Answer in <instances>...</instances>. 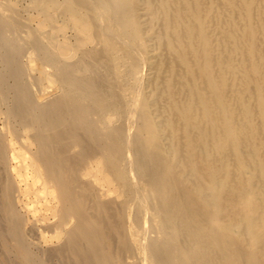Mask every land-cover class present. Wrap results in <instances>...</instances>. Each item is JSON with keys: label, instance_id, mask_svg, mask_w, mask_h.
Wrapping results in <instances>:
<instances>
[{"label": "bare ground", "instance_id": "bare-ground-1", "mask_svg": "<svg viewBox=\"0 0 264 264\" xmlns=\"http://www.w3.org/2000/svg\"><path fill=\"white\" fill-rule=\"evenodd\" d=\"M0 264H264V0H0Z\"/></svg>", "mask_w": 264, "mask_h": 264}]
</instances>
